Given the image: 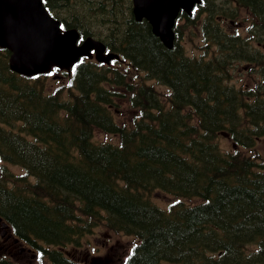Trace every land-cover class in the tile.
<instances>
[{
  "label": "trees",
  "instance_id": "trees-1",
  "mask_svg": "<svg viewBox=\"0 0 264 264\" xmlns=\"http://www.w3.org/2000/svg\"><path fill=\"white\" fill-rule=\"evenodd\" d=\"M235 2L248 14L247 38L262 41L264 0ZM44 3L64 28L103 35L129 60L81 58L49 91L48 74L10 71L0 48V218L14 236L52 264H84L63 249L98 224L136 239L120 264H264V156L254 148L264 135V55L217 23L206 31L194 19L212 12L204 0L194 15L180 14L206 40L200 57L179 37L165 47L134 19L131 1ZM239 58L259 65L254 85L229 82L226 68ZM150 81L166 86L165 97ZM116 100L135 111L130 124L113 118ZM94 129L117 142L95 141ZM223 132L236 148L220 146ZM155 190L179 199L163 207ZM12 257L0 253V264H27Z\"/></svg>",
  "mask_w": 264,
  "mask_h": 264
},
{
  "label": "rangeland",
  "instance_id": "rangeland-1",
  "mask_svg": "<svg viewBox=\"0 0 264 264\" xmlns=\"http://www.w3.org/2000/svg\"><path fill=\"white\" fill-rule=\"evenodd\" d=\"M129 2L130 0H124L125 4ZM204 4L205 5L203 7L204 8L207 7L211 9L212 12L208 14L207 12L202 11L198 14V16H195L194 19H197L200 16L202 18L203 26L207 24L209 28L206 31H211L210 29L215 27L217 23L224 31L228 32L229 35L230 33L239 34L243 38H246V41L251 40L250 44H248V48L254 49L255 54L257 55L258 58L264 55L262 53V49L264 48L259 46L260 40L247 38L248 26H246V24L248 23L249 17L245 8L238 6L236 3L234 4L231 0H205ZM241 8L243 9L241 10ZM244 14L246 16H244ZM223 15L226 18H224ZM178 24H180L181 33L180 34L178 33L177 37H179V41L186 46V49H184L185 53L186 54L188 53L189 54L188 56L200 57V55H202L204 52V46L206 45V40L205 39L201 40V37L198 33L196 35L189 33V29H191V27L186 25L185 17H181V19L178 20ZM189 25H192V23H189ZM256 28L259 31L258 29L259 25H257ZM99 38L105 41L103 35ZM239 50L240 52H238V54H240L241 50L243 49L239 48ZM117 60L120 61L121 63L124 62L125 64L128 62L123 57ZM114 61L115 60H112L108 64L114 63ZM221 61L223 63L226 62V60L224 59ZM121 63H116V67L118 69L123 68V65ZM258 67L259 65H257L256 67L255 65H252V63L247 64L243 62V60L240 58L239 60L232 61L231 63H229V65L226 68V71L229 72V76H230L229 82L236 83L237 85L240 83L250 86L254 85L255 82L257 81L255 75V69H257ZM262 73L264 75V71H262ZM55 76L58 78H55ZM61 83H65V78L63 77V74L52 71L51 73L48 74V79L45 80V87L50 91L53 90L58 85H60ZM151 83L159 91L161 97H165L167 93L166 86L161 83L160 84L154 82ZM65 97H67L68 99L70 98V95L69 96L65 95ZM116 102L118 106H111L110 108V112L113 118H115L116 121H122L125 124H130V119H131L130 116L135 115V111L133 109L128 108L124 100H116ZM223 133H224L223 136H220L218 139L220 146L225 150H230L232 147L236 148L235 147L236 145H234L230 141L229 135L226 136V133L225 132ZM93 139L97 142L107 141V142L116 143L117 135L111 132L108 133L98 129H94ZM254 148H257L260 154L264 156V135H262L257 140V143ZM244 151H247L248 154L251 152L247 148ZM9 167L13 169L16 173L18 172L26 173L25 168H23L19 164H10ZM18 176L21 175L18 174ZM31 177L34 178L33 176ZM7 183L9 185H13V186L15 185V183L11 181H7ZM150 196L152 200H154L156 203H158L163 207L179 199V197L166 194L160 190L152 191ZM0 233L2 234V237L0 238L1 254L8 255L6 250L9 249L10 253H12V255H9L10 257L14 256L12 258L23 260L27 264H52L46 258L39 259L37 257L36 252H33V249H30L29 247L27 249H23L20 251L19 250L20 246H18L16 243L14 244L12 240H8V238H5L4 241H2V238L7 234H5V231L3 230H1ZM135 240L136 239L131 235L112 232L111 230L107 229L104 226V224H98L97 226L93 227V229L90 232H88L82 237V243L78 248H65V249L69 251V256L77 259L78 261L84 264H93L96 261L97 263L95 264H119L123 260L124 256L128 253L131 246L135 243ZM4 247L5 249H3ZM105 257L110 258V261L107 263L98 262V258L103 259Z\"/></svg>",
  "mask_w": 264,
  "mask_h": 264
},
{
  "label": "water",
  "instance_id": "water-1",
  "mask_svg": "<svg viewBox=\"0 0 264 264\" xmlns=\"http://www.w3.org/2000/svg\"><path fill=\"white\" fill-rule=\"evenodd\" d=\"M194 1L133 0V12L136 18L145 16L152 33L171 48L175 18L180 10L188 12ZM59 24L42 0H0V47L10 52L9 68L30 76L48 72L52 66L69 70L81 56L90 57L92 50L98 61L114 57L103 53L100 41L91 37L81 40L75 28L62 29Z\"/></svg>",
  "mask_w": 264,
  "mask_h": 264
},
{
  "label": "bare ground",
  "instance_id": "bare-ground-1",
  "mask_svg": "<svg viewBox=\"0 0 264 264\" xmlns=\"http://www.w3.org/2000/svg\"><path fill=\"white\" fill-rule=\"evenodd\" d=\"M44 1V0H43ZM131 1V13H132V16L134 17V19H136V20H141V19H145L147 22H148V20H147V18L145 17V16H140V18H136V16H135V14H134V12H133V0H130ZM203 0H196V1H194V3H193V5H192V7L190 8V10L187 12V11H184V10H180V12L177 14V16H176V18H175V20L178 22V20L179 19H181V17H184V16H181L180 14H181V12L182 13H185V14H187V15H194L195 14V11L198 9L197 7H198V4H200L201 2H202ZM234 4L236 3L235 2V0H231ZM204 3H205V0H204ZM240 8V7H239ZM238 8V9H239ZM243 8H241V10H242ZM195 10V11H194ZM236 12V11H235ZM200 13V12H199ZM235 15V14H234ZM237 15H238V13H237ZM235 18V17H234ZM237 18H238V16H237ZM149 23V22H148ZM149 25H150V23H149ZM259 25V31H263V29H260V24H258ZM150 29H151V26H150ZM85 37H92L93 39H95V40H98V41H100L103 45H104V52L106 53V54H111V55H113L114 57V59H120V58H122V56H124V55H120L118 52H116V51H112V50H110V49H108V47L100 40V38L99 37H95V36H93V35H87V36H85ZM176 37H177V34H176ZM205 41V40H204ZM260 43H263V44H260ZM259 46L260 47H262V48H264V39H262V41H260L259 42ZM262 53L264 54V49H262ZM125 57V56H124ZM114 59H110L108 62H107V64L108 63H110L112 60H114ZM127 59V58H126ZM127 60H129V59H127ZM229 109V108H228ZM225 110V109H224ZM224 112V111H223ZM226 112V111H225ZM224 114V113H223ZM222 114V115H223ZM225 115V114H224ZM227 116H228V114H227Z\"/></svg>",
  "mask_w": 264,
  "mask_h": 264
},
{
  "label": "flooded vegetation",
  "instance_id": "flooded-vegetation-1",
  "mask_svg": "<svg viewBox=\"0 0 264 264\" xmlns=\"http://www.w3.org/2000/svg\"><path fill=\"white\" fill-rule=\"evenodd\" d=\"M223 17L224 18H226L224 15H223ZM105 45H106V43H105V41L103 40V39H100ZM8 236V235H7ZM6 236V237H7ZM8 238V240H12V242L15 244H18L19 242L15 239V238H12V237H7ZM18 242V243H17ZM9 243H11V242H9ZM23 249H25V247H23V246H21V248H20V250H23ZM7 251H9V249L7 250Z\"/></svg>",
  "mask_w": 264,
  "mask_h": 264
}]
</instances>
